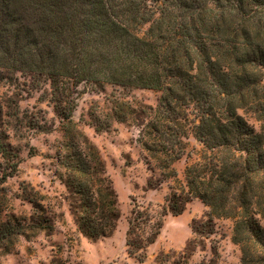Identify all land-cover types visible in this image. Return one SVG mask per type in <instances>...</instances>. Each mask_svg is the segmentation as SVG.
Segmentation results:
<instances>
[{
  "label": "trees",
  "instance_id": "obj_1",
  "mask_svg": "<svg viewBox=\"0 0 264 264\" xmlns=\"http://www.w3.org/2000/svg\"><path fill=\"white\" fill-rule=\"evenodd\" d=\"M5 72H19L36 85L49 83L65 141L57 158L63 168L59 177L84 236L111 235L120 209L98 148L71 118L78 87L153 89L160 92L154 106L112 94L108 113L118 122L137 123L144 162L162 170L155 183L147 181L148 188L168 178L178 182L158 217L134 205L125 239L128 255L143 261L163 217L181 214L195 197L208 207L206 220L193 221L195 237L180 252L160 253L158 264H187L192 246L213 231L216 217L234 220L232 240L241 264H264V227L256 217L264 218V0H0V82L11 80ZM8 100L0 97L4 193L2 185L15 175L19 160L2 130L8 118L18 125L26 118L18 103ZM239 109L255 114L258 131ZM29 126L37 123L30 120ZM187 130L203 147L200 159L185 167L181 184L172 165L185 154ZM9 216L0 208V239L23 230ZM11 220L16 231L7 227ZM46 222L32 228L42 229Z\"/></svg>",
  "mask_w": 264,
  "mask_h": 264
},
{
  "label": "rangeland",
  "instance_id": "obj_2",
  "mask_svg": "<svg viewBox=\"0 0 264 264\" xmlns=\"http://www.w3.org/2000/svg\"><path fill=\"white\" fill-rule=\"evenodd\" d=\"M146 29L145 24L139 34ZM4 76H10L11 80L0 82V97L4 101L6 98H9L8 102L16 101L20 116L26 118H22L19 125L15 124L14 118H8L9 126L2 130L5 141L17 152L19 163L15 175L2 185L5 193L0 192V208L4 209L6 218L13 214L22 223L23 230L0 239V264H158L160 253L184 250L195 237L193 221L206 220L208 213V207L195 197L186 203L181 214L167 213L163 217L160 233L146 249L143 261L126 251V231L134 205L158 217L165 205V196L170 194L171 187H178V182L168 178L158 187L148 188L147 181L152 179L155 183L161 178L162 170L144 162L137 123L109 118L111 95L134 105L154 106L159 91L122 89L108 84L99 88L88 83L78 87L71 118L98 148L120 209V218L112 234L91 239L78 231L68 207L67 190L59 177L63 168L57 158L65 152V141L60 118L50 101L49 83L41 80L36 85L19 72H5ZM238 112L249 125L259 130L260 122L251 110L239 109ZM30 120L38 127L29 126ZM101 125L104 129L95 132L94 126ZM187 131L185 154L172 165L181 184H185V167L200 159L203 147L190 130ZM29 200L38 203L43 210L35 208ZM256 217L258 224L264 227V218ZM42 220L47 221L42 229L32 228ZM233 226L231 218H214L213 231L200 237V241L192 246L193 253L187 264H241L239 245L232 240ZM7 227L18 229L12 220Z\"/></svg>",
  "mask_w": 264,
  "mask_h": 264
}]
</instances>
